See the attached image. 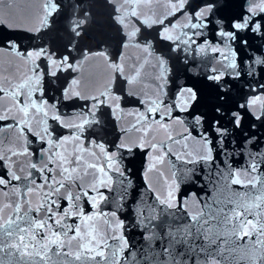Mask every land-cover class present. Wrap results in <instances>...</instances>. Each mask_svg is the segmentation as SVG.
<instances>
[{
  "label": "snow or ice",
  "instance_id": "snow-or-ice-1",
  "mask_svg": "<svg viewBox=\"0 0 264 264\" xmlns=\"http://www.w3.org/2000/svg\"><path fill=\"white\" fill-rule=\"evenodd\" d=\"M13 2L9 0L10 5ZM124 3L131 8L128 17H134L138 24L134 31L124 34L128 17L122 18L120 8L113 6L112 19L121 26L124 43L136 40L141 28L147 31L159 25L155 38L167 42L169 52L177 53L180 63H186L196 52L217 54L214 60L223 57L226 63L212 67L204 76L211 82L207 97L200 88L187 85H177L175 94L168 96L169 77L160 72L153 77L154 98L145 99L149 94L140 88L129 91L140 70L135 69L130 79L124 67L114 62L112 68L124 81L122 91L113 80L112 89L99 96L65 88L57 100L45 85L58 72L78 67L69 62L70 54L57 57L55 50L44 45L22 48L16 37L7 35V31L20 29L0 20V29L6 33L0 47L31 61L30 75L23 82H14L19 79L15 65H10L8 75L0 79V193L14 209L13 216L0 222V230L5 238L3 247L15 250L10 255L19 253L21 260L27 259L30 264H106L109 258L100 248L112 247L108 241L118 242L111 253V264H209L198 254L199 249L207 247L205 236L215 244L214 237L229 234L224 204L231 193L221 177L230 175L234 183L237 178L244 181L240 178L243 174L264 175V110L259 114L251 111L264 96V0L259 5L248 0H166L159 14L153 0H143L146 13L136 10L140 0ZM44 10L48 17L53 16L59 10V0L46 3ZM86 18L87 14L73 24L70 30L75 35H80L77 29ZM177 29V35L170 34ZM144 51L152 55L147 41ZM89 55L108 59L103 51ZM156 55L162 57L158 67L163 69L171 57L159 52ZM195 67L193 62L192 70ZM72 84L78 81L73 79ZM245 85L250 92L244 91ZM177 95L181 97L179 104L175 102ZM6 97L11 98L10 104L4 103ZM73 99L84 101L79 111L76 105L59 107L62 101ZM129 106L138 110L133 127L140 133L139 142L133 146L122 137L115 142L103 139L101 134H106L107 127L102 109L111 115ZM249 117L260 122L259 130H255L256 123H248ZM157 128L168 132L166 140H158L154 132L149 134L150 129ZM141 149H145V156L156 153L162 162L167 157L172 164L174 190L156 194L155 188L135 183L129 188L131 174L125 164H131L130 157ZM19 156L25 160H19ZM126 174L128 179H122L117 195L113 177ZM181 185L186 189L183 196L178 195ZM234 185L245 189L243 182ZM189 186L211 192L203 202L207 214L199 215L203 208L186 210L188 197L195 202L197 196L187 191ZM34 192L42 195V202L35 208L27 198ZM94 218L99 223L90 224ZM121 230L123 234H118ZM29 235V243L40 245L43 255L27 252L28 245L20 246L19 241ZM136 236L140 237L138 241ZM186 236L191 239L186 240ZM45 241L56 247H49ZM120 252L124 253L122 258Z\"/></svg>",
  "mask_w": 264,
  "mask_h": 264
},
{
  "label": "water",
  "instance_id": "water-1",
  "mask_svg": "<svg viewBox=\"0 0 264 264\" xmlns=\"http://www.w3.org/2000/svg\"><path fill=\"white\" fill-rule=\"evenodd\" d=\"M57 2L58 0H14L10 5L9 0H0V20L11 23L15 28L20 29L19 31H7V35L16 37L22 48L31 49L37 45H44L49 50H55L57 57L60 54H70L69 62L78 66L75 70L69 69L58 72L56 77L51 78V83L45 85L46 89H51L48 94L56 97L57 100L60 99V94L65 88L89 96H99L106 90L112 89L113 80L116 81L117 89L122 91L124 81L112 68L114 62H118L124 67L125 75L130 79L135 75V69L140 70V77L137 78L135 85H129V91L133 87L140 88L149 94L145 96V99L154 98L151 96V92L155 91L153 77L159 75L160 72H165L169 77V84L166 89L168 96L175 94L177 85H187L200 88L207 97L210 92L208 85L211 82L204 80V76L211 71L212 67L219 68L221 62L226 63V61H223V57L220 61L214 60L217 54L209 53L205 55L199 52L194 55L190 54L186 63H180L177 60L178 54L169 52L168 43L155 38L159 25L147 31L141 28L136 40L129 39L127 43H124L121 26L112 19L114 5L120 8L122 18L128 17L131 8L124 3V0H112V3H109L108 0H59V10L53 16L48 17L47 12L44 10L45 4H56ZM165 2L166 0H153V6L157 8V14L164 10L162 5ZM248 2L259 5L261 0H248ZM136 10L138 13L147 12V8L143 6V0H140V5ZM86 14L87 18L82 28L77 29L80 31V35L77 36L70 29L75 22L84 18ZM144 18L147 17L141 16V19ZM172 19H175V17H172ZM183 22L180 21V23ZM126 23L128 26L124 28V34L134 31L138 26L134 17H128ZM38 29L40 31H37ZM178 31V29L174 30L170 34L175 36ZM5 34V30L0 29V43L4 41ZM25 36L36 38L29 40L25 39ZM145 41H147V46L152 55H148L144 51ZM256 43L258 44L259 41ZM228 50V46H225V53ZM98 51L106 53L108 59L100 55H89V53ZM158 52L163 53V57H171L163 69L158 67V61L162 58L156 55ZM193 62L196 63L194 70H192ZM10 65H15L18 69L16 77H19V79H14V82H23V79L30 75L31 61L21 59L16 51H8L7 48L0 47V79L8 75ZM154 65L157 67H153ZM186 69H189V71H186ZM73 79L77 80L78 84H72ZM252 88L255 89L256 85L253 84ZM244 91L246 93L250 92L247 85L244 86ZM180 99L181 97L177 95L175 102L179 104ZM4 103L10 104L11 98L6 97ZM83 103L84 101L73 99L62 101L59 107L64 108L65 104L76 105V111H79V104ZM262 110H264V96H261L256 106L251 108V111L255 114H259ZM102 111L106 113L104 120L107 127L106 134H101L103 139L115 142L118 137H122L125 143L131 142L133 146L139 142L140 133L133 127L137 123V116L134 115L138 112L136 108L129 106L123 110L117 109L111 115H107V109H102ZM253 122L257 124L255 130H259L260 122L253 121L249 117L248 123ZM124 130H127L126 136ZM153 132L158 140L167 139L168 132L166 130L158 128L149 130L150 135ZM261 135H264V130H261ZM68 147L71 150L72 146L69 145ZM144 153L145 149H141L139 153L130 157L131 164H125L131 174L129 188L132 187V183H135L137 186L147 185L149 188H155L156 194L166 192L170 188L174 190L171 180L172 164L168 162L167 157L162 162L157 159L156 153L149 152L147 156ZM208 158L211 159V152H209ZM18 159L25 160L23 156H19ZM175 163L179 164V162ZM160 173H163V175H160ZM255 175L257 174H243L240 178L244 181L237 178L234 182L235 184L243 182L245 189H241L239 185H234L230 175L227 179L221 177L227 191L231 193L229 201L224 204V213L229 218L227 223L229 234L228 236L214 237L217 241L215 244L211 242L207 235L205 236L204 242L207 247L199 249L198 254H202L209 264L211 262L213 264H264V175H261L260 178ZM122 179H128V175L126 174L123 178L119 175L113 177V186L117 195L122 190ZM248 184L252 186L247 188ZM141 190L144 189L141 188ZM185 191V187L181 185L178 195L183 196ZM187 191L195 192L197 196L195 202L193 197H188L186 210L194 211L203 208L204 211L200 212L199 215L207 214L208 209L204 207L203 202L208 200L211 192H208L205 188L193 186H189ZM204 192H207V195H200ZM11 193L12 190L9 189V195ZM27 198L33 208L39 206L42 202V195L39 192L30 193ZM213 207L217 206L213 205ZM13 215L14 209L9 206L8 199L4 194L0 193V222H6ZM89 223L97 224L99 219L94 218ZM22 226L27 227L26 224ZM133 227L135 226L133 225ZM208 227H211V225H208ZM35 231L42 232L43 230ZM129 231L131 233V230ZM118 234H123V230ZM40 238L37 235L36 239L39 240ZM135 239L138 241L140 237L136 236ZM185 239L191 238L186 236ZM29 241H31L30 235L25 236L23 241H19V244L21 247L28 245L27 252H41V255H43L40 245L35 242L29 243ZM45 242L49 243L48 241ZM4 243L3 231L0 230V248L3 249L0 251V264H9V261H14L16 264H30L27 259L21 260L19 253L10 255V252H15V250L4 248ZM108 243L112 247L105 249L101 246L100 250L105 251L106 257L109 258L106 264H111V253L118 242L108 241ZM49 247L54 249L56 246L49 243ZM123 254V252H120L119 257L122 258ZM88 255H94V253H88ZM76 264H80V262H76Z\"/></svg>",
  "mask_w": 264,
  "mask_h": 264
}]
</instances>
